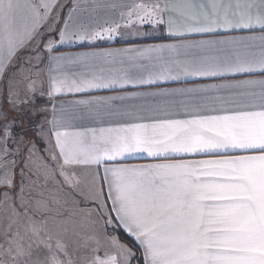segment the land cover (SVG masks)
<instances>
[{
    "label": "snow or ice",
    "instance_id": "1",
    "mask_svg": "<svg viewBox=\"0 0 264 264\" xmlns=\"http://www.w3.org/2000/svg\"><path fill=\"white\" fill-rule=\"evenodd\" d=\"M56 6V0H0V73L18 49L41 34ZM78 8L73 4L59 29V40L45 45L49 53L57 43L73 39L92 42L105 34L111 39L119 27L89 32L81 24L74 31ZM136 9L141 22L166 24L173 37L256 28L264 33V0H165L137 4ZM132 16L130 9L129 23ZM48 60L49 97L188 78L221 80L76 101L89 106L87 115L64 114L62 106L61 116L49 123L64 165L96 166L89 190L97 212L106 217V228L115 225L133 239L143 264H264V35L50 54ZM68 65H83L87 72L69 76ZM257 73L256 78H236ZM34 83L29 84L32 91ZM115 101L121 103L114 105ZM93 104L98 107L92 108ZM105 118L108 127L76 123L103 124ZM137 156L151 162L124 163ZM61 175L73 184L74 175L63 171ZM0 184L11 188L13 177L5 175ZM42 230L46 239L41 243L50 253L44 264H64L58 253L67 254L66 245L61 239L53 245L46 226L32 223L34 236ZM110 243L113 251L97 240L87 264H130L135 256L132 248L116 236ZM12 244L16 257L25 255L17 241H10V254Z\"/></svg>",
    "mask_w": 264,
    "mask_h": 264
},
{
    "label": "rangeland",
    "instance_id": "2",
    "mask_svg": "<svg viewBox=\"0 0 264 264\" xmlns=\"http://www.w3.org/2000/svg\"><path fill=\"white\" fill-rule=\"evenodd\" d=\"M36 50L30 47L18 55L13 67L22 65L24 73H13V90L10 95L3 94L0 103V179L13 177L11 188L0 184V262L44 264L50 255L41 243L46 234L43 230L40 236L32 234L35 222L46 226L53 245L56 239L66 245L67 254L58 253L64 264H87L97 240L113 251L104 224L106 217L101 218L98 206L90 203L96 202L92 196L82 195L76 183L66 182L61 172L73 173L62 167L47 147L46 103L38 97L35 83V91L29 88L35 82L29 70ZM10 241L19 242L25 255L16 257L14 244L10 254Z\"/></svg>",
    "mask_w": 264,
    "mask_h": 264
},
{
    "label": "crops",
    "instance_id": "3",
    "mask_svg": "<svg viewBox=\"0 0 264 264\" xmlns=\"http://www.w3.org/2000/svg\"><path fill=\"white\" fill-rule=\"evenodd\" d=\"M164 3L165 0H56V8L51 14V18L41 27V34L38 35L35 39L29 41L23 48L18 49L17 53L13 56L9 65L5 70L0 73V103L3 97L10 95L13 90V73L16 72V76H19V73H24L23 66L18 69L9 72L10 68L13 66L14 62L18 58V55L25 50H28L30 47L37 48L35 52L32 53L35 63L29 72L35 81L36 91L38 97H42L47 110V120L46 125L48 129L47 147L52 152V156L60 163V165L75 176L74 183H76L77 188L80 190V193L84 196H92L89 186L92 183V178L97 172L95 165L93 166H69L64 165L62 158L59 154V149L56 146V137L53 135V126L49 123L52 121L54 116L59 118L61 116V107L63 106L64 114H76V115H87L89 113L88 105H78L75 104L76 101H92L100 97H109L116 95H123L125 92H156L161 90H170L174 88L182 87H194L198 85H205L210 83H220L221 80H210V79H193L188 78L187 80H181L179 82H160L156 85L150 87L142 88H132L128 87L126 89H101V90H89L84 92H62L56 94L54 97L48 96L49 90V60L48 56L51 54L53 56L60 55H76L82 53H94V52H106V51H117L124 49H141L147 48L150 46L162 45V44H172L179 43L184 40H201V39H234L241 37H250L256 36L259 37L264 35L259 28L254 30H233V31H219L213 34L205 35H192L188 37H173L168 33L167 25H153L149 23L146 25L145 22H141L137 16L136 9L137 4L152 5L154 3ZM73 4H78L79 8L77 9L74 17L75 23L72 25L74 30L78 29V25H84L87 27L89 32H99L102 29L113 27L116 28V25H119L116 28L113 37L109 39L107 34L104 38H97L96 40L89 42L88 40L77 41L75 39L70 40L64 44H56L54 50L49 53L45 47L49 40H59V29L64 27V20L68 18L69 12L72 9ZM133 11V16L131 22L129 23L128 12L129 10ZM57 13L59 14L57 18ZM167 19V15L164 17ZM55 20L54 30H49V26L52 24V21ZM259 43V41H256ZM111 59V58H109ZM147 61H145L146 63ZM68 72L69 76L72 73H86L87 69L83 65H68L65 69ZM55 74V73H53ZM257 74H252L249 76H238L237 79L244 78H256ZM151 99V98H149ZM121 102L115 101L114 105H119ZM92 108L98 107V105L93 104ZM177 118H183L182 116ZM77 124H83L88 127H108L110 126L107 118L105 122L101 124L99 121L94 120H77ZM207 158V157H196V159ZM151 162L148 159L143 158V156H137L136 158H130L124 163L126 164H146ZM99 174L103 175V168H99ZM78 181V183L76 182ZM106 194V189H105ZM91 204L97 205V202L90 201ZM110 206V205H109ZM114 216V214H113ZM115 230L121 231L126 235L132 243L138 248V245L135 244L133 239L128 236L123 229L115 227ZM139 250V249H138ZM141 253V251L139 250ZM142 255V253H141ZM143 259V256H142ZM0 264H5L1 263Z\"/></svg>",
    "mask_w": 264,
    "mask_h": 264
},
{
    "label": "trees",
    "instance_id": "4",
    "mask_svg": "<svg viewBox=\"0 0 264 264\" xmlns=\"http://www.w3.org/2000/svg\"><path fill=\"white\" fill-rule=\"evenodd\" d=\"M17 68L16 66H12L9 70V72L15 70ZM108 235L110 237L112 236H116L119 239V242L121 244H124L128 247H131L133 252L135 253V256L131 259L130 264H143V259H142V255L139 252L138 248L132 243V241L126 236L124 235L121 231L119 230H113V228H108Z\"/></svg>",
    "mask_w": 264,
    "mask_h": 264
}]
</instances>
